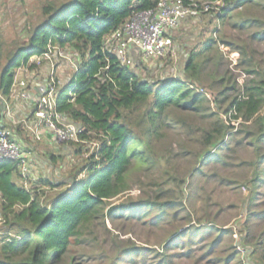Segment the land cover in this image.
Listing matches in <instances>:
<instances>
[{"label":"trees","instance_id":"trees-1","mask_svg":"<svg viewBox=\"0 0 264 264\" xmlns=\"http://www.w3.org/2000/svg\"><path fill=\"white\" fill-rule=\"evenodd\" d=\"M156 1L48 0L41 6L37 20L23 25L25 36L14 39L4 54L0 42V58L3 55L6 58L0 71L3 98H9L18 68L39 69L36 62H29L30 57L42 56L53 47L71 50L77 67L64 76V83H55L56 110L83 128L78 141L57 144L65 145L69 157L81 158L79 163L67 168L60 163L62 155L48 153L53 165L66 168L62 171L67 172L66 177L53 180L40 175L25 185L16 161H0V264H61L69 254V247L93 232L96 220L105 226L106 218L122 211L132 210L134 216L147 218V213L156 210L149 217L151 222H156L168 209L181 206V197L140 198L119 204L111 201L127 192L129 177L135 169H151L161 162L162 155L154 141L170 125L167 115L170 109L190 113L211 109L205 105L208 93L200 78L201 64L209 57L199 62L193 49L180 71L153 76L137 57L132 64L123 65L112 49L113 39L107 42L108 36L134 11L151 8ZM182 1L186 4L190 0ZM261 2L264 0H221L207 14L234 28L259 26L264 22L262 19L244 15L239 9L259 6ZM261 37L264 38V31ZM219 41L243 55L240 65L249 78L242 83L232 75L215 79V83L224 87L213 95V109L205 114L216 119L202 132V152L207 151L203 159L219 158L216 150L226 143L228 132H243L254 148L252 181L264 182L258 169V164L264 163V65L253 63L244 47L222 37L220 40L207 37L204 50ZM40 63L48 65L49 61L44 59ZM46 79L42 76L39 81ZM230 91L232 94H228ZM222 101L227 104L222 106ZM138 110L141 111L136 115ZM225 115L228 120H224ZM233 121L240 128H235ZM92 142L96 145L89 150ZM168 179L175 181L179 192L182 191L185 178L169 174ZM165 190L158 192L162 194ZM254 193L253 188L249 192L251 199ZM175 234L179 232L168 238L166 247ZM138 249V246L120 248L118 256ZM255 252L252 250L250 255Z\"/></svg>","mask_w":264,"mask_h":264},{"label":"rangeland","instance_id":"rangeland-1","mask_svg":"<svg viewBox=\"0 0 264 264\" xmlns=\"http://www.w3.org/2000/svg\"><path fill=\"white\" fill-rule=\"evenodd\" d=\"M23 2L24 0H0V42H3V54L6 48L11 47L14 39L25 36L22 33L25 23L17 22L16 13L12 11L14 4L19 7L18 10L24 8ZM239 12L264 21V2L259 6H244ZM27 17L32 22L37 15ZM210 28L213 29L211 37L233 41L239 47H244L246 56L251 57L253 63L264 65V38H260L264 22L259 26L250 24L239 29L214 20ZM176 37L173 33V51L164 59H142V65L150 69L153 76L174 75L183 66L187 56L184 38ZM196 46L193 49L198 53L199 62L203 57H209L201 64L200 78L208 93L209 100L205 105L213 109V95L224 87L223 84L215 83V79L232 75L238 83H242L249 75L240 65L243 55L223 42L219 41L208 50L200 46L194 48ZM73 55L71 50L53 49L49 53L50 62L47 66L38 63L37 70H29L26 66L18 68V82L13 87V97L22 91L20 81L27 84L24 88L27 91L30 90L29 82L42 84L44 81H39V78L43 76V79H49L51 74L59 85L64 83V76L76 69ZM5 60L3 55L0 58V71ZM228 94H232L231 91ZM219 97L223 99L222 94ZM7 101L13 104V98ZM221 104L224 106L227 103L222 101ZM211 109L199 113L170 109L167 114L170 125L154 141L156 149L162 155L161 162L151 169H135L129 177L127 192L111 200L119 204L126 201L128 203L129 200L132 203L140 198L181 197V206L168 209L156 222L149 220L156 210L147 213V218L134 216L132 210H126L127 213L122 211L123 213L113 214L112 218H106L105 226L96 220L92 225L93 232L86 234L84 241L69 247V254L61 264H68L69 261L72 264H253V261L264 264V182L256 179L255 183L252 181L254 148L243 132H228L226 143L216 150L219 158L204 160L203 156L207 151L202 152V132L216 119V116L205 115ZM224 120H228L227 115ZM231 123L235 128H240L238 122ZM95 145L92 142L88 149L92 150ZM80 160L74 155H67V168ZM258 165L261 177L264 178V163ZM195 166H199L200 170L194 169ZM169 174L185 178L181 192L175 181L168 179ZM253 188L255 193L251 199L249 192ZM161 189L166 190L161 194L158 192ZM176 231L179 234H175L177 236L166 247L164 243ZM127 246H138L139 249L118 256L120 248ZM252 250L256 251L254 255H250ZM70 255L73 256L72 259Z\"/></svg>","mask_w":264,"mask_h":264},{"label":"built area","instance_id":"built-area-1","mask_svg":"<svg viewBox=\"0 0 264 264\" xmlns=\"http://www.w3.org/2000/svg\"><path fill=\"white\" fill-rule=\"evenodd\" d=\"M220 3L221 0H190L186 4L182 0H157L155 6L151 8L134 11L120 27L108 36L107 42L113 39L112 49L123 65L132 64L136 61L137 55L144 60L163 59L172 52L173 35L171 30L179 22L186 18L199 17L210 9L216 8ZM53 49L60 50L57 47H53ZM51 52L52 49L42 56H32L29 62L37 60L38 64L44 59L49 61ZM69 62L71 63V60ZM55 79L51 74L49 79L38 86V95L30 105L32 107L30 122L27 119L22 121L36 140H40L43 133H49L57 144L70 140L78 141L79 134L83 131L81 125L69 120L65 114L56 110L55 83L57 81ZM17 82L18 77L15 75L8 99L27 100L29 94L24 89L23 81L19 82L22 91L13 97V87ZM70 95L73 100V92ZM1 99H3L5 114L11 117L14 110L12 105L0 95ZM30 157V147L21 144L14 138L11 129L3 121H0V161L4 159L16 161L25 185L36 179L31 173Z\"/></svg>","mask_w":264,"mask_h":264},{"label":"crops","instance_id":"crops-1","mask_svg":"<svg viewBox=\"0 0 264 264\" xmlns=\"http://www.w3.org/2000/svg\"><path fill=\"white\" fill-rule=\"evenodd\" d=\"M48 0H24L22 5L24 8L17 7L15 4L14 9L12 11L17 17V22H30V19L27 17L29 15H37L40 16L41 6L46 3ZM20 4V2H19ZM35 8H34V7ZM34 8V9H33ZM35 17V20H37ZM219 21L216 17L212 16L211 14L204 13L203 15L196 17V18H186L179 22V24L171 30V34L177 36L176 38H184V45H185V55L200 46L204 47V41L207 37L210 36L211 31L213 29L210 28V25L213 21ZM178 34V35H177ZM191 42V43H190ZM191 47V48H190ZM176 50V47H175ZM183 50V49H182ZM195 50V49H194ZM173 51V47H172ZM137 59L141 62L143 61L142 58H139L137 55ZM64 63V62H63ZM65 64V63H64ZM66 65V64H65ZM41 83H28L30 86V90H26L29 94V98L27 100L22 99H14L12 105V116L8 117L4 112V103L3 99L0 100V121L9 127L12 131V135L16 138L21 144L30 147L31 150V157H30V168L31 173L37 178L40 175H44L46 177H50L53 180H57L62 177H66L65 172H62L65 169H62L63 166H55L51 163L50 158L48 156L47 151H51L54 154L62 155L63 165L67 166L66 159L67 155L65 153V145L60 146L57 145L52 135L49 133H43L40 140H36L29 132L25 124L22 120L27 119L28 121L31 119V102L32 100L37 97L38 95V86ZM27 84L25 85V88ZM6 100H9L6 98ZM30 122V121H29ZM17 125H20V129L17 128ZM63 152V153H62ZM62 153V154H61Z\"/></svg>","mask_w":264,"mask_h":264},{"label":"water","instance_id":"water-1","mask_svg":"<svg viewBox=\"0 0 264 264\" xmlns=\"http://www.w3.org/2000/svg\"><path fill=\"white\" fill-rule=\"evenodd\" d=\"M246 264H249L248 262H246Z\"/></svg>","mask_w":264,"mask_h":264}]
</instances>
